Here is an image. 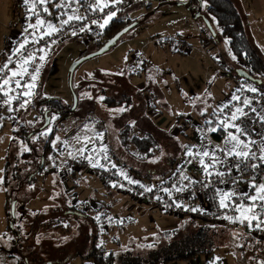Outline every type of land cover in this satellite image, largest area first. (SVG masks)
I'll return each instance as SVG.
<instances>
[{"label":"rangeland","instance_id":"rangeland-1","mask_svg":"<svg viewBox=\"0 0 264 264\" xmlns=\"http://www.w3.org/2000/svg\"><path fill=\"white\" fill-rule=\"evenodd\" d=\"M101 1L107 4V0ZM186 1L188 2L189 0ZM19 2L21 3V0H0V49L4 48V41L12 33V27L15 28L17 26L16 24L20 18ZM59 2H62V0H49L48 5L53 10L57 8L55 5ZM144 2L130 5L125 10L119 11L120 13H131L134 9L139 11L133 15L135 16L133 18L130 15L132 20L138 21L134 23L136 27L130 30L125 37L119 40L107 52L85 61L74 71H71V68L77 60L101 48L105 40L103 33L110 24L103 31V28L99 25L89 24V42H85V38L81 39V33L73 29L72 32L75 31L76 35L71 34L67 40L60 43L55 49L46 50L44 52V56L46 57L45 64L40 72L37 87L33 89L31 97L24 99L30 100V103L26 104L24 108H20L22 111L17 119H13L14 115H10L9 117L10 107H8V103H5L8 97L3 94L0 95V106L2 107L0 124L4 119H9L14 121L12 125H15V127L18 122H22L24 119L31 122L35 121L38 115L37 112L25 114L26 110L30 108L31 102L36 100L39 88H41V95L44 98L61 99L71 107L75 104V93H73V88H75L79 102H82L78 118H70L60 122L57 115H52L44 127L36 130V136L31 135L29 137L28 142L30 144L28 142L23 143L20 139L14 138L12 133L8 160L11 162L12 167L17 166L20 169L17 171L20 174L17 180L10 176L11 187L9 191L12 196L11 201H14L13 206H15L16 226L14 230L20 232L21 236L18 237L20 244L16 245L18 249L11 243L13 242L11 239L14 238V235L1 237L0 248L6 249L7 252L9 251V255L17 254L18 259H20L19 264L26 262L28 264H50V262L53 264H67L74 260H77L78 264H95L93 260L90 261L82 258H87V255L90 253L92 246L90 236L92 241V235L96 236L98 241L96 245L98 247L105 249L107 252H113L116 256H120V252H130L134 256L145 257L155 247L154 245H157L155 247L157 248L160 245L169 244L171 239L163 241L165 237L161 236L166 230L181 229V232L174 238L180 239L183 234H193L196 232L198 225L214 226L203 224L199 219L190 217V214L182 213L177 208L172 209L174 206L158 209L156 203L161 200L163 195H154L152 201L151 199L146 200L133 195V189L128 188L130 184L126 182L124 175L120 174L121 172L124 173L123 169H119L117 166L119 165L117 164V156L120 155H117L118 149L116 150V148L120 147V145L122 150L124 148L127 156L122 157L121 160L129 168L133 167L132 169H136L142 173L141 176L136 175V177L145 179L143 177L149 174V171L151 172L155 169L146 167L145 165L147 164L140 167L137 166V160L143 163L147 160V156L135 152L134 142L132 143V141L133 137L140 131L130 125L131 120L141 115L145 116V118L149 116L154 123L164 127L165 120L169 118V114L166 115L164 110L172 112L169 103L171 94H174V96H171L173 99L174 97L178 98L179 95L183 98L184 96L182 95L186 92L185 96H190L189 98H191L190 94L193 91L196 94L195 97L186 101H192L195 104L192 99L197 98L202 104L199 103L200 105L198 104L194 107L199 112V115H193V119H196L197 122L193 123V120H191L192 129L196 125L199 127L205 126V119H203L205 116L203 114H206L211 119L215 116L213 112L209 114L210 111L206 97L209 95V89L207 88L205 91L206 87H208V79L213 73H230L232 68H236L240 73H247L249 71L248 60H240L237 57L236 59L232 58L234 55L229 47V42L226 39H221L222 31L214 19H212V28L213 34L218 38L217 46L208 39L212 33L204 25L201 16L195 15L189 8L172 3L161 7H158L159 4H155L156 7L154 8V3L150 4L151 1H149L150 3ZM238 2L239 7L242 8L241 2ZM85 4L88 6L92 3L87 1ZM148 6L151 8L150 11L146 9ZM40 7L45 8V4ZM56 10L58 12V8ZM90 11L93 12L92 9L88 8L83 15H80V17L85 18L81 21H86V17ZM250 21L254 26V31L257 34L261 48L256 38L254 41L259 49H262L261 52L264 55V19L257 21L250 19ZM51 23L57 27L60 26L58 22L54 23L52 21ZM259 23L261 24L259 25ZM203 28L206 30L207 35L201 32ZM44 30V28L40 29L43 32ZM71 38L73 39L70 40ZM187 43L190 45V51L188 50L186 53L173 51V49L186 50ZM161 47H164V49ZM70 78L72 79L71 86ZM238 78L245 81L242 77ZM248 83L254 85L249 81ZM118 84H123V86L128 87L130 90L135 88L137 91H140V95L134 89L135 92L132 90L133 93H131L133 96L131 99L132 103L127 104L126 107L121 105L108 107V105H105V98L103 100L100 99V97L104 96L102 92L105 91L106 94L118 95ZM131 85H134V88ZM78 86H80L79 90L76 89ZM254 86L261 89L258 85ZM10 87L14 88L13 86ZM237 88H241V86ZM187 91L191 92L188 93ZM93 100L97 103L95 107H92L93 104L91 102ZM120 109L124 110L120 111ZM80 127H85V129L80 132L82 137L79 139H83L82 141L91 147V152H77L75 153L77 156L67 151L66 148L56 152L55 148L60 143H66L69 137L72 138L73 134ZM183 129H185L184 132H190L189 126H184ZM9 130H11V127ZM52 132H55V138L51 143L53 152L43 161L44 168L41 172L36 170L37 168L31 169V172H33L32 177H34L31 186L27 185V178L26 184L23 185L26 172L31 165L29 162L34 160V166L37 164L38 156L42 154L43 146ZM80 133H78V136H80ZM104 141L107 142V145H105ZM116 142L121 144H117ZM31 146L33 150H31ZM103 146H106L107 151H109L110 147L111 149H115L117 156L113 159L108 152L106 154L110 157L107 160L103 159L104 153L99 152ZM120 148L119 151L121 152ZM30 151L35 153H33L35 157L31 156V158L26 157L24 159V154H30ZM131 151L134 153H131ZM152 153L155 156L159 154L157 147ZM167 156L164 155V161L156 162L155 167L159 166L157 168L158 171L164 170V167L168 164L165 162ZM89 157L98 160L99 164L104 166L93 167L89 162ZM188 158L189 156L187 158H180L177 165L187 166L188 163L185 161ZM78 161L86 162V165L88 164L87 167L84 165L85 163L77 164ZM112 165L116 167H112ZM177 165L175 168L179 167ZM108 170L114 171V179L110 180L107 174ZM82 176L86 177V179L88 177L95 178L98 185L97 189H99V191L89 189L91 199H87V201H82V199L77 198V195L70 196L67 194L68 188L72 186V183L80 181L83 178ZM161 180L162 178L158 177V179L154 180L153 184ZM153 184L149 187L143 184L140 185H143L144 187L142 188L145 189L153 187ZM40 189H43L41 198L38 200L35 198L34 202H30L34 197L38 196ZM157 197L160 199H157ZM28 202L31 203L30 206L27 205ZM46 205L51 207L44 209V211H39L42 206L46 208ZM4 206V196L0 195V220H2L3 215L5 216ZM27 206L29 208H36L37 206L39 209L38 211H32ZM67 214H70L71 217H66L65 215ZM75 214L87 215V219L85 220L88 224L87 231L82 228L84 230L83 234H80V229L77 227L80 224L75 220L80 217ZM40 218L49 222L38 228H36V224L38 223L32 226L33 220L37 219L38 221ZM90 218H93L94 221H90ZM193 222L196 223L195 226ZM30 229L34 234V238L38 239L40 237L39 242L41 241V244L46 242L41 239L46 237V235L49 237H59V246L56 247L54 245L53 248L50 247V250H53V254L50 255L51 252H46V245H51L50 243H45L46 250H43L35 241L23 243ZM82 238H84V241ZM64 240L68 241L65 242ZM229 241L231 242L230 239ZM256 243H250L249 247L256 248L259 245L264 248L262 245L264 243ZM239 246L242 247V244ZM27 248L31 249L29 250L31 254ZM227 250L231 249L227 248ZM41 251H44V254H41ZM234 252L235 254L241 252V255L239 254V264H262L264 262L263 253L259 254L254 251H247L244 248L242 250L236 249ZM33 258H39L40 260ZM247 260H250V262L247 263ZM177 262L189 261H176L171 264Z\"/></svg>","mask_w":264,"mask_h":264},{"label":"crops","instance_id":"crops-1","mask_svg":"<svg viewBox=\"0 0 264 264\" xmlns=\"http://www.w3.org/2000/svg\"><path fill=\"white\" fill-rule=\"evenodd\" d=\"M238 1H240L242 4V10L248 19V24L250 26L252 35H253L254 39L255 38L257 39V34L254 31V26L251 23L250 19H254L256 21L264 19V0H238ZM153 3H154V8L156 7L155 4H157V5L159 4L158 7H161L163 5H167L170 3L177 4L178 6H184L185 8H188V6L186 5V3H187L186 0H180V1L179 0H156V2H155V0H153L150 4H153ZM152 8H153V6H152ZM87 9H88V6H86V4L84 2H82V4H80V5L72 4L71 8L64 7L61 9V11L59 10L58 12H63V13L65 12V13L71 15V14H73V10H76L75 14L80 16V15H83ZM138 12L139 11H137L135 9L132 10L131 11L132 18L135 17L133 15L135 13H138ZM113 18L114 17H112V19ZM261 23H259V25ZM15 33H16V29L12 27V33H10L9 37H7L6 41H4V48L0 49V63L2 62L3 65L7 62L8 58H6V57L9 55L8 52L10 51V47H11V44L9 45V43L12 39H14L13 37L15 36ZM72 39L73 38H71L70 40H72ZM257 43L259 45L258 39H257ZM186 46H187L185 48L186 50H183V49H181V50L176 49L175 50V49H173V51L186 53V52H188V50L190 51L189 43H187ZM259 47H260V45H259ZM161 48L164 49V47H161ZM229 74L230 73H228V72L227 73H221L220 75L217 73H213L211 75V77L208 79L209 80L208 81V87H206L205 91L207 90V88L209 89V91H208L209 95L206 96L207 100H208L209 111H210L209 114H211L213 112V114L215 113V116L212 119L209 117L210 118V120H209V118L206 116V114H203V116H205V117H203V119H205V123H206V125L203 127H199L196 125L194 127V129H192L193 126L191 124V120H193V123L197 122L196 119H193V115L194 116L199 115V112H197V110H195L194 107H195V105H198L199 103L202 104V102H200L199 99L197 100V98L192 99V100H194L195 104L192 103V101L191 102L186 101V100H191L192 97H195L196 94L193 91L192 92L189 91V92H191V94H190L191 98H189L190 96H185L186 92H184V94L182 95V96H184L183 98L181 97V95H179L178 98L174 97V99H173L171 96H174V94H171V96L169 97V103H170L172 112L168 111V110H164L166 112V115L169 114V118H167L164 122V124H165L164 127H162L159 124L154 123L152 121V118H150L149 116H147L148 117V119H147L143 115L137 116L135 119H132L131 123H130V125L132 127H134L136 130L140 131V132H138V134H136L135 137H137L139 139H144V138H148L150 135H152V136L156 137L157 139L159 138V140H160L159 142H160L161 146L164 148L161 151V154L159 153L158 157H160V158L164 157V155H168V156L175 155V156H178L179 159L182 157L187 158L188 155L186 153L188 151V148H186L185 146L191 147L194 155L189 156L188 160L185 161L186 163H188L186 166L185 176L188 177L189 179L182 180L180 183V186L184 191L188 192L187 193V200L184 203V206H191L194 209L196 208V206L197 207L204 206L206 204V201H207L205 193L198 191L195 187V184H196L195 181L196 180L200 179V180L204 181L206 178V174L204 172L203 167L200 165V161H197L195 158L196 157L195 153L197 151L203 152L204 150H208L209 153L211 154L213 152V150L216 149L217 150L216 156L220 157L221 159H224L225 162L228 160H235L233 158H226L224 156V153L219 151V149H223L226 146L225 140L227 138V133L229 131L233 132L235 130V128L225 129L224 127H221V124L217 121V116L221 113L220 109H225L226 107H224V105H226V104L228 106H234V109H236V108L244 109L246 106L252 107L253 109H255V112L264 121V105L256 102L253 96H248V97L244 98V100L249 101L248 105L237 104L236 100L232 99L233 96L238 97V90L240 89V88H237L238 86H244L245 83L248 85H250V84L247 83L246 80L244 81L241 78L231 77V76H229ZM250 86H252L253 88H256V86H254V85H250ZM137 88L139 89V87H137ZM134 89H132L133 92H135ZM135 90L137 91V89H135ZM170 114H172V115H170ZM226 122L227 123H235L231 119L226 121ZM12 123H14V121H11L9 119H4V121H2V123L0 124L1 125L0 129L2 130V131L0 130L1 131L0 132V195L4 196V204H5V206H4L5 216L3 215L2 220H0V239H1V237H4V234L6 233L7 226H8V219L6 218V216H7L6 215V205H8L7 200H8V194L10 193V191H9L10 188L6 187V185H5V176H6L5 169H6L8 161H9L8 160V152H9L11 141H12V133L16 129L15 125L13 126ZM172 124H175V125H172ZM125 126L126 125H124V127ZM184 126L185 127L189 126L190 132H186V131L184 132V130H185V129H183ZM10 127H11V130H9ZM119 128H121V127H119ZM213 128H215L216 130L212 131ZM83 129H85V127H80L79 130L77 129V131L73 134L72 138L71 137L68 138V141L66 143H64V144L60 143L58 145V147L55 148L56 152H58V150H60V149L63 150L66 148L67 151H70L71 153H73L76 156H77V154H75V153H77V152L78 153H84V152L90 153L91 147L88 146L86 144V142L82 141L83 139H79L82 137L80 132H82ZM178 131H179V133H177ZM218 131H219L220 139H215L214 134L218 133ZM182 132H184V133H182ZM78 133H80V136H78ZM104 143H105V145H107V142L104 141ZM116 143L121 144L118 142H116ZM120 147H121V145H120ZM120 147L116 148V150L118 149L117 152L119 153V154L117 153V155H120V156H117L115 149H113V148L111 149V147H110L109 151H107V153L109 152V155H111V157H113V159H114V156L118 157V163H117V164H119V165H117L118 168L123 169L124 174L127 177H129L132 181H136V182L143 184L144 186H148V187L150 185H152L154 182V178L157 176H160L159 175L160 173H158V171L155 167L156 166L155 163L159 161V160L157 161L158 158L147 159L143 163H141L137 160V166L138 167H140L144 164H147V165H145L146 167H148V168L151 167V169H155V170H152L151 172L149 171V174H147L148 176H151L153 179H142L141 177H136L137 174L132 171V170H134V169H132L133 167L129 168L128 165L121 160L122 157L127 156V155L124 152V148L122 150V148H120ZM81 148H84L85 151L81 152L80 151ZM119 148H120L121 152L119 151ZM178 148H180L179 155H177V153H176ZM134 149H135L136 153H140L135 146H134ZM131 153H134V152L131 151ZM136 155L139 156L138 154H136ZM108 157H110V156H108ZM200 159H201V157H200ZM203 159L205 160L206 163L209 162L208 157H204ZM138 163H140V164L138 165ZM225 164L226 163L217 164L214 169L216 171H221V170H223ZM210 169H209V172H210ZM134 171L138 172L136 169ZM78 178H80V177H78ZM125 180H126V182H128L127 179H125ZM129 184H134V183H129ZM252 184L253 183L250 180H243L241 183H239L238 186L226 187L222 191L235 193V196H233L232 199L239 200V198L241 197L242 194H247V195H254L255 194L254 189L251 187ZM97 187H98V185H97L95 178H93V177L89 178L88 177V179H86V177H83L80 181H78V182L75 181L74 183H72V186H70V188H68L67 194L70 196L71 195L72 196L77 195V198L82 199V201H87V199H89V200L91 199L90 198L91 194H90L89 189H96V191L97 190L99 191V189H97ZM128 188H129V186H128ZM128 188H126V189H128ZM42 194H43V189H40L38 196L36 197L37 200L39 198H41ZM34 201H35V198L32 199L30 202H34ZM12 202H13V200H12ZM30 202L27 203L28 206H30V204H31ZM226 202H228V201H226ZM250 203H251V201H248V204H250ZM257 203H259V201H257ZM46 206H47L46 208L42 206L40 209L37 208V206H36V208H29L28 207V209H30L32 211L33 210L38 211V209H39V211H44V209H49L51 207L48 205H46ZM257 211H258V209H257ZM238 215H239V213H237L233 217H236ZM48 222L44 223V225L47 224ZM79 222L80 221H77L78 224H81V222L80 223ZM255 225H256V221H253L252 225L249 226L247 224V222H245V223H240L239 221L233 222L229 219L225 223L214 224V226H219V227H222L224 229L229 230L230 240L232 242H230V246L228 248L231 250L228 251L227 248H221V249L216 250L214 252V254L210 257H201L200 256L197 259L191 260L189 262H177L175 264H239L240 263L239 257L241 255V252L235 254L234 251L236 249L242 250L243 248H244V250L252 251V252L257 249L258 250L257 252L262 254V253H264V248H262V247L252 248V246L249 247V244L253 243L252 240H254V239H255V241L264 243V240H262L258 237H255L254 231L257 228ZM79 226H77V227H79ZM166 231H168V230H166ZM41 239L45 240L46 242H49L51 244L50 247H52V248L54 245L56 247L59 246V237L58 236L49 237L48 235H46V237H43ZM82 240L84 241V238H82ZM64 241L66 242L68 240H64ZM38 243H41V241L40 242L38 241ZM240 244H242V247L239 246ZM52 251L53 250L49 251V252H51L50 255L53 254ZM8 252L6 249L1 248V250H0V264H19L20 259H18V255L17 254H10L9 255ZM42 254H44V252H42ZM57 254L59 257L58 251H57ZM249 262H250V260H247V263H249ZM26 263H24V264H26ZM78 263L79 262H77V260H74L71 263H67V264H78ZM50 264H53V263L50 262Z\"/></svg>","mask_w":264,"mask_h":264},{"label":"trees","instance_id":"trees-1","mask_svg":"<svg viewBox=\"0 0 264 264\" xmlns=\"http://www.w3.org/2000/svg\"><path fill=\"white\" fill-rule=\"evenodd\" d=\"M238 3L239 2L237 0H189L187 2V6L190 8L191 11L194 12L195 15L201 16L204 25L212 33L209 37L207 36L208 39L215 46H217L218 38L215 34H213V28H212L213 27L212 19L215 20V22L218 24V26L222 31L220 36L221 39H226L229 42V47L235 57H237L240 60H244V59L248 60L249 71H247V73L250 74L254 79L262 80L263 81L262 85H258V86L261 89H264V55L259 49V47L256 45L254 38L249 29L248 19L245 13L243 12L242 8L239 7ZM146 9L149 11L151 10L150 6H148ZM130 15H131L130 12L128 13L121 12L110 21L109 27L103 33L105 40L103 41L101 47L105 45L109 39L113 38L116 34H118L121 30L131 25H133V28L136 27V24L134 23L138 21L132 20L130 18ZM206 20L209 22V25L212 28L211 30L208 27ZM201 32L207 35L206 30L204 28L201 29ZM126 34L123 37H125ZM229 76L238 78L241 77V74L240 72H238L236 68H232ZM249 82H251L254 85H257L252 81ZM123 84L122 85L118 84L119 85L117 89L118 95H110L108 93L106 94L105 91L102 92V94L104 95L103 97L105 98V105H108V107H116L120 105L126 107L127 104L132 103L131 99L133 98V96L131 95V93L133 92L132 90L128 89V87L123 86ZM79 88L80 86H78V88L76 89L79 90ZM73 91L78 99V95L75 91V88H73ZM137 92L140 95V91ZM41 93H42L41 88H39L36 100H33L31 102L30 108L26 110V114H25L28 115L31 112H37L38 115L35 118V121L31 122V121H26L24 119L22 122L17 123L16 129L13 131L14 138L20 139V141L23 143L24 142L27 143L29 141V137L31 135L36 134L37 129H41L42 127H44L52 115H57L58 121L62 122L70 118H75V117L78 118V113H80L79 112L80 104H82V102H79V99L77 104L71 107L61 99L44 98L41 95ZM91 103L93 104L92 107H95V105H97V103L94 100ZM54 138H55V132H52L47 138L45 145L43 146L42 149L43 152L41 155L39 154L38 162L37 164H35V166L33 164L34 160L32 162H29L31 165L28 171L26 172L25 179L23 180L24 182L23 185L26 184L25 182L26 178L28 179L27 185L29 186H31V183L34 181V177H32L33 172H31V169L37 168L36 170H38L39 172L43 170L44 168L43 161H45L46 157L51 152H53L51 143L54 140ZM214 138L220 139L219 131L218 133L214 134ZM159 141H160L159 138L157 139L156 137L150 135L148 138H144V139L133 137L132 143L134 142L133 143L134 146L142 155L147 156L146 159L158 158L157 161L159 160L158 162H160L161 160L164 161L163 157L160 158L158 157L159 154L155 156L154 153H152L156 147L159 150L160 154L161 151L164 149ZM28 144H30V142H28ZM31 148H32L31 150H33L32 146ZM179 151L180 148H178L176 152L177 155H179ZM33 153H34L33 151L32 152L30 151V154L25 153L23 158L24 159H26V157L31 158V156L34 158L35 155H33ZM167 158L168 159H166L165 162L168 164L164 167V170L158 171L157 168H159V166L156 167L158 173H160L159 174L160 176L155 177L154 180L158 179V177L163 179L166 176H168L175 169V166L179 163L178 156L172 155V156H168ZM11 170L13 173L11 172ZM18 170L20 169L17 166L12 167L11 162L8 161L5 169L6 187L8 188L11 187L10 176H12V178L15 180L18 179V176L20 174L17 172ZM132 171L139 176H141L142 174L141 172H136L134 170ZM143 178L153 179L151 176L148 175H145ZM11 197H12L11 193H9L7 200L8 205L6 206L8 227L4 236L14 235V238L11 239V241L13 242L11 243L14 247L17 248L18 244H20V240L18 237H20L21 234L20 232L14 230L16 226L15 224L16 216L13 217L11 214V210L9 211V207L10 209L12 208ZM75 215L77 216L78 214ZM37 216L39 217V215ZM65 216L68 218L71 217L70 214H67ZM78 216L81 218V220L80 218L75 220L77 221L80 220L82 225L80 224L79 226L80 229L79 232L80 234H83L85 229L87 231L88 224L85 222L87 217L82 214ZM40 219H38V221L37 219L33 220L32 226L33 225L35 226V224L38 223L36 224V228H38L39 226L42 227L44 223L48 222L45 219H41V220ZM90 221H94V219L90 218ZM193 225L195 226L196 223L193 222ZM180 232L181 229L179 228L173 230L171 229L163 232L161 235L165 237L163 241L167 239H171V241H169V244L166 245L158 244L160 246H158L157 248H155L157 245H154L155 249L153 248L149 252V254L145 257L134 256L130 252L129 253L120 252V256H116L113 252H107L105 249L98 247L96 245L98 243L97 238L96 236L92 235V241L90 236V242H92L90 253L87 255V258L86 257H82V258L90 261L93 260L95 264H171L176 261H191L197 259L200 256L210 257L214 254L216 250L221 248H228L230 246L229 230L219 226L198 225L196 228V232H194L193 234H183L180 237V239H174ZM32 241L37 242V244L40 245L43 250H46L45 243L47 244L49 243V242H45L44 244H41L42 242L38 243L39 239L34 238V234L33 232H31L30 229V232L28 235H26L25 241L23 243L32 242ZM252 241L253 243L258 242L255 241V239ZM262 245L264 246V244ZM46 246H47L46 252L48 253L50 251V245L48 244ZM257 247H261V246L258 245ZM32 248L34 247L32 246ZM27 250L31 254V252L29 251L31 249L27 248ZM257 251L258 250L256 249L254 252L258 253ZM42 252L44 251H41L40 253L42 254ZM33 259L38 260L39 258H33Z\"/></svg>","mask_w":264,"mask_h":264},{"label":"built area","instance_id":"built-area-1","mask_svg":"<svg viewBox=\"0 0 264 264\" xmlns=\"http://www.w3.org/2000/svg\"><path fill=\"white\" fill-rule=\"evenodd\" d=\"M61 1V0H60ZM91 2L94 4L96 0H82V2ZM145 1V2H144ZM149 1L153 0H119L118 3L115 2V0H107L108 7H103L104 2H100V7H103V11L99 10H93L88 12L86 21H73L70 25H65L59 32L53 33L51 36H43L41 39L40 37L43 35V31L36 32V39L39 40L38 43H33V36L31 33L33 32V29L29 28L27 32H25V29L27 26L31 24H35L36 16L33 15V11L39 14L40 18L47 21H54V23L58 24L60 23V19H67V15H62L63 12H57V8H54L53 10L50 9V6L45 4V7L48 9V12L45 13L43 11L44 7H40V4H37L36 9H31V3L25 4L24 0H21L20 3V18L17 26L15 27L16 33L9 43L11 44L10 51L8 52L9 56H12L13 64L9 65L10 68H15L16 62L18 60V57L15 55H12L15 48L25 40L27 37L29 43L27 44V52L24 54L27 55L28 52H34L35 53V61L32 65L29 66V72H32L36 67L39 68V72L37 74V79L35 81V87H37L38 81H39V75L41 70L43 69V66L45 64V56L44 52L46 50H52L55 49L56 46H58L60 43H63L65 40H67L70 35L72 34V30L76 29L78 33H81L80 38L86 39L85 42H89L88 39L90 37V32L88 30V25H100L104 23V20L106 19V14L110 12H115V17L118 15L122 9L125 10L130 5L144 2L148 3ZM76 4L80 5L82 4ZM102 3V4H101ZM150 3V2H149ZM60 9L58 8V11ZM65 13V12H64ZM46 16H42V15ZM69 15V14H68ZM42 16V17H41ZM44 17V18H43ZM95 20L97 23H92V21ZM110 24V20L107 24L103 27L102 31L105 30L108 25ZM81 27H83V31H81ZM101 35V34H100ZM51 47V48H50ZM40 49H44V51H40ZM49 50V51H50ZM44 56L43 60H40V56ZM47 55H49L47 53ZM46 55V56H47ZM0 67H3L2 62L0 63ZM10 75V73H8ZM15 79H19V77H16ZM31 83L30 76H25L24 80L21 81V84L24 83ZM247 82V81H246ZM248 83V82H247ZM13 86L15 91H12L10 93V96H16L17 93L24 91L25 89L22 88H15L14 82L10 85ZM35 89V88H34ZM250 89H255L256 91H251ZM34 90L32 89V92ZM2 93H0L1 95ZM248 96H253L255 101L264 105V89L259 88H253L252 86H249L245 83L244 86H241V88L238 90V97L239 99L236 100L237 104H244V98ZM31 97V96H30ZM27 98V96H22L19 100H12L11 103H8V107H11L13 111H9V117L10 115H14L13 119H17L21 113L22 110H20V103L22 100ZM18 109V110H17ZM252 107L246 106L243 111L247 113L246 116H241L240 113H236L239 119H237L235 122L236 124L240 125L242 128L246 130L245 136H240V139L247 141H255V144H250L249 148L252 152H255L257 157L261 154L259 152V147L262 143H264V121L263 119L255 112L252 111ZM236 109H234V106H228L221 113L217 116V121L221 124V121H228L230 120V117L235 112ZM20 111V112H19ZM0 113H2V107L0 106ZM234 134L239 135V133H236V129L233 131ZM197 161H200V157H195ZM81 160V159H79ZM75 162V161H74ZM73 162V163H74ZM80 163H85L84 161H78L77 164L80 165ZM223 172H225V175L223 177L216 175L215 169H210V172L212 175H206L205 180H196L195 187L198 191L204 192L207 198L206 204L201 207H197L196 211H191L190 209H194L191 206H184V203L187 200V191H176V188H181L180 182L182 181L181 177L184 176V173L186 172V166L185 165H177L178 168H175L173 172H171L168 176L163 178L158 183H155L153 187H151L152 191L150 192H144L142 190H145L141 187L139 183H134L128 185L129 188L133 189L134 194L138 196L139 198H143L146 200L152 201L154 195H163L161 197V200L157 202L158 209H164L167 207L177 208L180 212L185 214H190V217L199 219L203 224H222L225 223L228 219L227 217H233L237 214V212L233 211V206L236 203H245L248 204V201H242L240 198L239 200L231 199L230 201L226 202L229 203V207L227 208H221L219 206V200L220 197L216 194L217 189L223 190L226 187H234L238 186L239 183H241L243 180H250L252 183L260 184L264 183V163H262L259 159H254L249 161L250 164L259 165V167H256L255 169L251 167H246L244 165L241 166V170H236L235 168H232V165L236 163V160H228L225 162ZM83 165V166H84ZM88 165V164H87ZM86 165V167H87ZM108 177L110 180L114 179V171L108 170L107 171ZM223 181V182H221ZM142 189V190H141ZM163 189H168L171 192V195L169 196L167 192H165ZM164 191V192H163ZM155 202V199H154ZM180 205V207H177V205ZM176 206V207H175ZM164 211V210H163ZM259 211V209H258ZM264 224L261 225L260 228H256L254 231L255 237H258L262 240H264Z\"/></svg>","mask_w":264,"mask_h":264},{"label":"snow or ice","instance_id":"snow-or-ice-1","mask_svg":"<svg viewBox=\"0 0 264 264\" xmlns=\"http://www.w3.org/2000/svg\"><path fill=\"white\" fill-rule=\"evenodd\" d=\"M49 0H24V3L27 5L31 3V9H36L37 4L44 5L47 4ZM82 0H62V2L57 3L55 6L57 8H64L68 7L71 8L73 3L79 4ZM116 3L119 2V0H115ZM103 7H108L107 4H104ZM103 7H100V0H96L94 4H89L88 8L92 10H99L103 11ZM43 11L45 13L48 12V9L45 7L43 8ZM76 10H73V14L68 15L67 13H62V15H67V19H60V26L57 27L56 25L52 24L51 22H46L45 20L41 19L39 14L33 11V15L36 16L35 24H29L27 28L25 29V32L28 31L29 28L33 29V32L31 35L33 36V43H38L39 40L36 39V32H38L41 28H44L43 35L40 37L41 39L43 36H51L55 32H59L65 25H70L73 21H80L82 19H85L84 17H80L79 15L75 14ZM115 15V12H110L106 14V19L104 20L103 24H100L99 26L103 28L105 24L108 23L109 20L112 19V17ZM92 23H97V21L93 20ZM83 27H81V31H83ZM72 35H76V32L73 31ZM29 43L27 37L23 42H21L14 50L12 55H15L18 57V60L16 62L15 68H10L9 65L13 64L12 56H9L7 59V62L3 65V67H0V93H2L4 96L8 97L7 101L5 103H11L12 100H19L22 96L30 97L32 93V89L35 88V81L37 79V74L39 72V68L36 67L32 72H29V66L32 65L36 59L34 52H28L27 55L24 53L27 52V44ZM40 51H44V49H40ZM233 59H236L235 56L232 57ZM40 60L44 59V56L39 57ZM10 73V75L8 74ZM30 76L31 83H24L21 84V81L24 80L25 76ZM16 77H19V79H15ZM14 82L15 88H22L25 89L24 91H21L17 93L16 96H10L9 92L15 91L14 88L10 87V85ZM251 91H256L255 89H250ZM101 100L104 99V97H100ZM233 100H238L239 97L233 96ZM30 103V100H24L20 103V108H24L26 104ZM245 105L249 104V101H244ZM224 107H228V105H224ZM18 110V109H17ZM124 109H120V111H123ZM9 111H13V109L10 107ZM220 111H223V109H220ZM252 111H255V109H252ZM236 113H240L241 116H246L247 113L243 111L242 108H236L235 112L232 114L230 119L232 121H236L240 117L236 115ZM203 114V113H202ZM210 123V122H209ZM221 127L227 128H235L236 133H239V135L234 134L233 132L229 131L227 133V138L225 140V148L219 149L220 152L224 153V156L226 158H233L236 160V163L232 165V168H235L236 170H241V166L244 165L246 167H251L255 169L256 167H259V165L250 164L248 163L251 160L259 159L262 163H264V143H262L259 147V152L261 153L259 157H257L255 152H252L249 148L250 144H255V141H245L243 139H240V136L246 135V130L242 128L240 125L235 123H227L226 121H221ZM216 129L213 128L212 131H215ZM46 135V133H44ZM57 139H59L57 137ZM188 148L187 155L193 156V152L191 147L185 146ZM27 150V149H26ZM81 152H84L85 149L81 148ZM216 149L213 150V152L210 154L208 150H204L203 152L197 151L195 153V156L201 157L200 159V165L203 167L204 172L206 175H212L211 172H209L210 168H215L217 164H224L225 160L221 159L220 157L216 156ZM100 153H104L103 159L107 160V148L106 146L101 147L99 150ZM204 157H208L209 162H205L203 159ZM51 159V157H49ZM89 162L92 164L93 167H103L104 165L99 164L98 160H95L94 158L89 157ZM112 167H116L115 165H112ZM121 175H124V178L128 180L129 183H138L136 181H132L129 177H127L124 173H120ZM217 176L223 177L225 175V172L223 171H217ZM182 180L189 179L186 176L181 177ZM223 182V181H221ZM116 186V185H113ZM141 187H144L141 185ZM251 187L254 189L255 194L254 195H247L242 194L240 199L242 201H251L250 204L245 203H236L233 206V211L239 213L236 217H227V219L236 222L239 221L240 223H245L249 226L252 225L253 221H256V227L260 228L262 224H264V183L255 184L253 183ZM165 192L168 193V195H171V192L168 189H163ZM182 188H176V191H182ZM145 191H152L151 188H145ZM216 194L220 197L219 200V206L221 208H227L229 207V203H226V201H230L233 196H235V193L230 192H224L219 189H217ZM157 199H160L157 197ZM259 201V203H257ZM177 207H180L178 204ZM259 209V211H257ZM191 211H196L197 209H190ZM99 219V217H97ZM264 264V262H262Z\"/></svg>","mask_w":264,"mask_h":264},{"label":"water","instance_id":"water-1","mask_svg":"<svg viewBox=\"0 0 264 264\" xmlns=\"http://www.w3.org/2000/svg\"><path fill=\"white\" fill-rule=\"evenodd\" d=\"M184 5V4H183ZM187 5V3H186ZM189 8V7H188ZM190 9V8H189ZM199 16V15H197ZM206 23L208 25V27L210 28V30L212 29L209 25V22L206 20ZM133 28V25L128 26L127 28L121 30L118 34H116L113 38L109 39L105 45H103L98 51L88 54L82 58H80L79 60H77L74 65L71 68V71H74L79 65H81L82 63H84L87 60H90L92 58H95L97 56H100L102 54H104L105 52H107L110 48H112L126 33H128L131 29ZM242 78H245L246 80L252 81L254 83H256L257 85H262L263 81L259 80V79H254L250 74L248 73H240ZM72 85V79L70 78V86ZM74 102L76 105L77 104V97L76 95H74ZM14 202V201H13ZM12 202V208H11V214L13 217H15V206L14 203Z\"/></svg>","mask_w":264,"mask_h":264},{"label":"flooded vegetation","instance_id":"flooded-vegetation-1","mask_svg":"<svg viewBox=\"0 0 264 264\" xmlns=\"http://www.w3.org/2000/svg\"><path fill=\"white\" fill-rule=\"evenodd\" d=\"M246 80V79H245ZM248 81V80H247ZM73 93H74V91H73Z\"/></svg>","mask_w":264,"mask_h":264},{"label":"bare ground","instance_id":"bare-ground-1","mask_svg":"<svg viewBox=\"0 0 264 264\" xmlns=\"http://www.w3.org/2000/svg\"><path fill=\"white\" fill-rule=\"evenodd\" d=\"M245 79V78H244Z\"/></svg>","mask_w":264,"mask_h":264}]
</instances>
